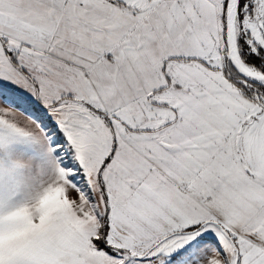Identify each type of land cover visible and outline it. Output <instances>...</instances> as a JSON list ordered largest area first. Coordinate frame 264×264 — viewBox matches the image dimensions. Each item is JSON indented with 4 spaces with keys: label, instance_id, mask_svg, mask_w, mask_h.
Wrapping results in <instances>:
<instances>
[{
    "label": "snow or ice",
    "instance_id": "obj_1",
    "mask_svg": "<svg viewBox=\"0 0 264 264\" xmlns=\"http://www.w3.org/2000/svg\"><path fill=\"white\" fill-rule=\"evenodd\" d=\"M0 264H264V0H0Z\"/></svg>",
    "mask_w": 264,
    "mask_h": 264
}]
</instances>
